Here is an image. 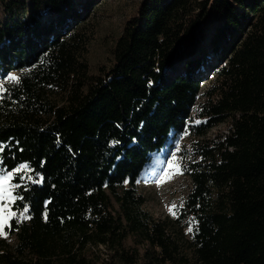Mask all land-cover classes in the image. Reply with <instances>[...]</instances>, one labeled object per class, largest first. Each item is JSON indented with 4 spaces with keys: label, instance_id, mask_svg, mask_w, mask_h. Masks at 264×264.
Wrapping results in <instances>:
<instances>
[{
    "label": "trees",
    "instance_id": "1",
    "mask_svg": "<svg viewBox=\"0 0 264 264\" xmlns=\"http://www.w3.org/2000/svg\"><path fill=\"white\" fill-rule=\"evenodd\" d=\"M98 2L0 0V77L20 72L0 99L16 238L0 237V264H264V0H141L93 70ZM207 38L221 77L197 128L228 129L191 165L184 243L141 181L187 127Z\"/></svg>",
    "mask_w": 264,
    "mask_h": 264
},
{
    "label": "rangeland",
    "instance_id": "2",
    "mask_svg": "<svg viewBox=\"0 0 264 264\" xmlns=\"http://www.w3.org/2000/svg\"><path fill=\"white\" fill-rule=\"evenodd\" d=\"M140 2L141 0H100L96 4L92 15L83 28L86 39L85 57L93 70L99 66L109 67L111 65V49L115 39L121 34L123 23L136 12ZM204 44L208 48V53H205L203 48L199 49V56L205 55L206 61L197 72L204 79V85L199 94L197 105L191 112L187 127L174 140L175 145L170 149H166V152L163 151L165 155L154 162L151 173L141 181V192L147 198L145 208L156 217L167 219L171 223L172 229L181 235L184 243L191 237L192 230L189 231V228L192 229L193 227L188 219L181 218L182 208L193 187L191 165L203 160L204 154L202 151L205 147L215 145L214 143L221 140L228 129L226 124H221L210 129L206 134H201L197 128V125L206 120V116L202 113L203 106L218 89L221 77L218 70H212L210 67V62H216L215 58H217L211 48L210 39H205ZM183 68L184 64H180L179 69L182 70ZM19 73L12 72L5 78L0 77V99L6 85H13L16 82V80H11L9 77L15 76L18 78ZM19 168L20 166L17 169ZM23 171L29 172L30 170L27 168ZM2 177L3 175H0V178ZM12 178L13 174L10 180L5 181V183L11 184ZM0 203H3V201H0ZM173 205L176 207L173 208ZM7 208L10 212L15 213L11 210V203L7 205ZM114 208H118L115 202ZM9 221L10 219L6 221V226ZM6 226L0 233V237H5L10 243L15 244L16 238L7 233ZM127 245H133L131 237L128 238ZM185 248L189 250L187 244Z\"/></svg>",
    "mask_w": 264,
    "mask_h": 264
},
{
    "label": "snow or ice",
    "instance_id": "3",
    "mask_svg": "<svg viewBox=\"0 0 264 264\" xmlns=\"http://www.w3.org/2000/svg\"><path fill=\"white\" fill-rule=\"evenodd\" d=\"M11 80H17L18 78L15 76L9 77ZM28 168V165H21L19 169L16 171H23ZM0 173H4L3 177L0 178V201H3V203H0V233H2L3 228L6 226V221L11 219L15 213H12L8 210L7 205L14 202V197L12 196V192L14 191V186H12L10 183H5V181H9L12 172H4L2 168H0ZM176 206L173 205V208ZM28 209L25 207L24 212L26 213ZM172 211V209H170ZM175 214V213H173ZM28 218V217H25ZM10 227V225H7ZM191 227L189 228V231H191Z\"/></svg>",
    "mask_w": 264,
    "mask_h": 264
}]
</instances>
